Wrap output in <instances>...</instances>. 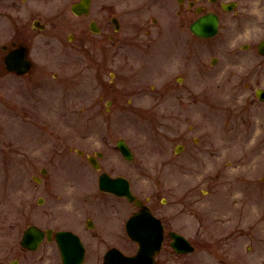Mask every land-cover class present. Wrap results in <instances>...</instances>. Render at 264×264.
Returning a JSON list of instances; mask_svg holds the SVG:
<instances>
[{"label":"rangeland","instance_id":"374dc122","mask_svg":"<svg viewBox=\"0 0 264 264\" xmlns=\"http://www.w3.org/2000/svg\"><path fill=\"white\" fill-rule=\"evenodd\" d=\"M78 1L42 0L35 71L0 80V264H42V245L22 249L24 231L64 224L68 198L99 193L103 172L158 196L169 228L195 246L175 264H264V67L253 52L233 54L262 36L264 8L245 14V36L218 9L219 34L202 40L190 31L196 15L175 2L92 0L79 17ZM130 67L141 85L124 86ZM97 152L100 171L88 161Z\"/></svg>","mask_w":264,"mask_h":264},{"label":"flooded vegetation","instance_id":"af4514ba","mask_svg":"<svg viewBox=\"0 0 264 264\" xmlns=\"http://www.w3.org/2000/svg\"><path fill=\"white\" fill-rule=\"evenodd\" d=\"M80 1L81 0L78 2ZM156 1L166 3L175 2L180 8L178 12L179 15H182L184 12L195 14L196 17L191 23L190 28L192 24L201 17L213 14L219 19L220 32L222 18L218 9L224 13L232 14L231 17H228V22L235 26L233 27L231 25V27L239 29L240 23L244 24L241 28L243 31L235 34L238 36H245V30L251 24V20L247 21L248 17L245 16V14L247 15L249 11H253L254 6L259 5L264 8V0ZM92 2L91 0V7ZM239 10L245 12L242 17L239 15ZM90 12L82 16H87ZM243 17H246L245 20ZM153 20L154 23H158V19ZM92 23L96 24L98 32L92 30ZM111 25L114 27V32L118 33L121 27L120 19L116 16L112 17ZM244 26H246V28ZM45 28L46 25L42 23V0H0V80L4 79L6 76L24 78L35 71L36 63L34 59H32V53L42 30ZM90 30L95 34L101 33V29L95 21L90 23ZM147 34H150V31L147 30ZM230 34L234 35V33ZM109 38L113 39V36H109ZM251 39L250 42L243 43L241 48L233 47L235 48L233 54L237 55L240 51L253 52L261 57L256 63L257 66L260 68L264 67V54L260 53V46L264 43V32L261 37H252ZM40 43L42 45V41ZM149 50L150 49H147L145 52ZM147 54L149 55V53ZM11 55H13L15 60L24 58L30 61V71L21 75L10 70L8 61ZM144 55L145 54H141L139 56L143 57ZM123 56L126 62L133 61L131 54H125ZM215 60L217 63L218 59L215 58ZM141 73L142 71L139 70V72H137L130 67V71H128L124 81V86L141 85V81L137 79ZM181 80V78L178 79L179 82ZM112 85H114V80ZM114 86L113 91H115ZM130 102L132 103V101ZM262 102L264 103V101ZM109 104L113 106L114 101H109ZM183 150L184 145H179L176 149V153ZM79 153L83 154L82 151H79ZM97 153L103 154V157L100 158L97 156ZM97 153L89 156L88 159L90 157H96L100 164V160L104 158V153ZM262 181H264V178H262ZM133 194L135 199L129 201L126 197L101 191L99 193H74V197L68 198V201L65 203V205H70V207L65 209L69 211L70 214H67L68 217L62 220L64 224L58 223L59 226L53 225L42 228L44 232V241L42 242V264H72L75 262L79 264H107L111 261L109 260L111 255L112 260L119 259L122 256L127 258L138 257L141 253V245L139 242L131 239L127 230V222L134 213L142 210L144 206L149 209L152 216L160 220L164 228V240L160 251L153 256V258L146 259L145 262L141 261V263L139 262L138 264H175V255H187L177 254L172 247V234L175 231L169 228V223L173 221V217L171 214L165 217L164 214L161 213L158 206V196L154 193L147 196ZM59 233H69L70 236H58ZM150 237L152 238L151 234L148 235L149 241Z\"/></svg>","mask_w":264,"mask_h":264},{"label":"water","instance_id":"95a60500","mask_svg":"<svg viewBox=\"0 0 264 264\" xmlns=\"http://www.w3.org/2000/svg\"><path fill=\"white\" fill-rule=\"evenodd\" d=\"M91 0H81L72 6V12L78 16L86 15L90 12ZM230 10V9H228ZM92 30L98 32L95 23L91 25ZM43 28V27H42ZM191 31L193 34L200 38L209 39L213 38L218 34L219 31V19L216 15L210 14L201 17L191 26ZM260 53L264 54V43L260 46ZM9 69L17 72L18 74L24 75L28 73L31 69L30 61L22 59H14L13 55L9 58ZM213 63H216L214 59ZM257 95L262 101H264V90H258ZM118 147L120 148L123 156L131 161L133 159V154L131 153L129 147L126 145L124 140L118 142ZM180 151V150H178ZM100 158L103 154L97 153ZM90 163L99 169L100 165L98 160L94 157L89 158ZM46 171H44L45 173ZM37 179V178H36ZM38 180V179H37ZM99 187L103 192L114 193L116 195L124 196L128 200L133 201L135 197L132 194L130 182L124 177L112 178L107 173H103L99 178ZM39 203H42L40 199ZM127 230L130 237L140 243L141 253L135 258H126L124 256L119 259L112 260V255L109 257L110 262L107 264H138L139 262H145L146 259H151L155 256L160 248L163 241V228L160 220L152 216L151 212L147 207H143L142 210L134 214V216L129 220L127 224ZM151 234L150 241L148 240V235ZM64 236H69L65 235ZM174 238L173 247L177 253H191L194 251V247L189 243V241L183 236L173 233ZM44 240V232L41 228L37 226L28 227L21 240V246L29 251H37ZM9 264H19L18 260H14ZM72 264H79L78 262Z\"/></svg>","mask_w":264,"mask_h":264}]
</instances>
